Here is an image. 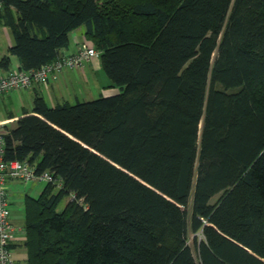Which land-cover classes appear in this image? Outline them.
Instances as JSON below:
<instances>
[{
	"label": "trees",
	"instance_id": "obj_1",
	"mask_svg": "<svg viewBox=\"0 0 264 264\" xmlns=\"http://www.w3.org/2000/svg\"><path fill=\"white\" fill-rule=\"evenodd\" d=\"M0 1L21 69L84 25L120 88L7 126L62 182L27 200L29 264H264V0Z\"/></svg>",
	"mask_w": 264,
	"mask_h": 264
},
{
	"label": "crops",
	"instance_id": "obj_2",
	"mask_svg": "<svg viewBox=\"0 0 264 264\" xmlns=\"http://www.w3.org/2000/svg\"><path fill=\"white\" fill-rule=\"evenodd\" d=\"M0 35L4 38V45L0 46V76H4L7 75L10 70L20 68L21 62L16 55L10 54V48L13 45V35L10 28L5 25H0ZM83 44L92 45V42L87 39L86 30L79 27L70 33V45L69 47L62 49L61 52L62 54L74 53ZM5 56H10L9 64H2L1 61ZM89 62L98 69L102 67L100 54L92 58ZM83 73H85V71H83ZM84 82H88L85 74L81 75L75 72L74 69H66L57 77L51 79L46 85L36 83L34 86L26 90H14L15 92L10 91L6 93L8 95V102H4V105L0 107V121L12 119L9 125L15 126L16 121L25 111L32 112L34 98L37 93L42 94L50 106H55L64 101L71 102V97L74 96L75 98H78L77 90L81 92L86 91L87 88H82ZM118 92V87L113 86L111 83L105 87L102 95L108 96ZM89 95H93L91 90ZM26 97H28V102L26 101ZM45 186L46 183L43 184L42 182L36 181L25 183L14 179L8 180L11 219L18 229L17 237L13 242L16 264H29L28 249L25 244L27 200L29 198H38L45 189Z\"/></svg>",
	"mask_w": 264,
	"mask_h": 264
},
{
	"label": "built area",
	"instance_id": "obj_3",
	"mask_svg": "<svg viewBox=\"0 0 264 264\" xmlns=\"http://www.w3.org/2000/svg\"><path fill=\"white\" fill-rule=\"evenodd\" d=\"M98 54L99 51L93 45L83 44L76 52L61 54L55 60L37 69H12L7 75L0 76V96L13 90L29 89L36 83L46 85L64 70L82 67ZM11 120L0 121V264H16L13 242L17 237L18 229L11 219L8 180L14 179L25 183L35 181L46 184L55 183L59 187L62 185L61 180L57 179L52 172L48 170L39 172L36 165L28 160L5 158V135Z\"/></svg>",
	"mask_w": 264,
	"mask_h": 264
},
{
	"label": "rangeland",
	"instance_id": "obj_4",
	"mask_svg": "<svg viewBox=\"0 0 264 264\" xmlns=\"http://www.w3.org/2000/svg\"><path fill=\"white\" fill-rule=\"evenodd\" d=\"M81 28L83 30H85L84 25L81 26ZM3 41H4V38L0 35V46L4 45ZM74 71L81 74V75L85 74L87 76L88 82H84L83 86H82V88H87L86 91L81 92V91L77 90L78 98H75L74 96L71 97L70 98L71 103H75L78 100L79 101H85V100H91V99L98 98L102 95L105 87L108 84L112 83L111 78L108 76V74L106 73V71L104 70L103 67H100V69H98L94 65H92V63H90V62L85 63V65L82 67H79V69L75 68ZM83 71H85V73H83ZM118 89L120 91V88H118ZM90 90L93 92L92 96L89 95ZM78 92H81V93H78ZM72 95H74V94H72ZM27 100H28V97H26V101ZM4 102H8V95L7 94H3L0 96V107H2L4 105ZM28 105H30V104H28ZM28 183H30V182H28ZM43 184H45V183H43ZM56 186L59 189V186L58 185H56ZM70 198L66 197L64 200H62L60 207H59L60 210L63 209V207L65 206V204H67V202L70 200ZM217 198L218 197H216V199ZM216 199H214V201Z\"/></svg>",
	"mask_w": 264,
	"mask_h": 264
}]
</instances>
